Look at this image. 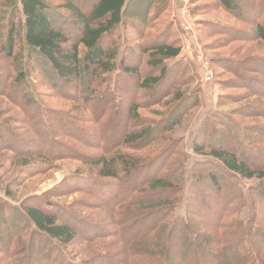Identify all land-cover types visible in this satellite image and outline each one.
I'll list each match as a JSON object with an SVG mask.
<instances>
[{"label": "trees", "instance_id": "trees-1", "mask_svg": "<svg viewBox=\"0 0 264 264\" xmlns=\"http://www.w3.org/2000/svg\"><path fill=\"white\" fill-rule=\"evenodd\" d=\"M82 1L83 7L76 0H63L69 13L64 24L61 13L45 0L0 3V53L8 61L0 94L11 91L9 99L16 106L26 104L25 122L35 136L25 146L24 139L14 137L19 140L13 143L16 162L33 169L37 161L53 166L55 160L69 158V149L55 141L69 133L85 144L97 143L101 151L84 161L88 172H76L63 183L68 192L97 200L94 214L69 211L52 202L50 194L35 195L19 206L0 202L6 264H264V127L254 135L235 116L234 123L223 121L225 129L204 121L192 137L193 150L209 159L193 164L189 177L181 140L147 159L124 151L165 134L171 142L168 133L200 100L190 92L198 74L192 73L190 59L179 58L182 44L171 23L157 37L144 40L146 30L132 17L141 13L146 22L151 12H145L147 6L152 9L157 3L161 8L150 16L158 20L171 0ZM218 3L231 13L245 11L242 15L253 19L254 26L248 35L264 44V0ZM218 26L211 25L210 31L220 32ZM257 62L264 70V54ZM39 69L60 92L70 89L83 95L73 114L53 116L49 107L32 112L39 106L31 86ZM256 83L264 88L263 81ZM169 94L157 118L143 112L153 113L152 107ZM247 114L253 115H242ZM84 120L94 124L90 134L79 128ZM5 130L0 122V138ZM242 180L258 181L249 195L239 188ZM186 192V212L178 215ZM5 194L15 197L8 188ZM246 202L249 214L241 219ZM144 215L152 220L136 229ZM116 217L119 223L113 230ZM114 234L123 246L96 250L91 260L77 261L69 249L79 235L95 240ZM248 239L252 247L244 245Z\"/></svg>", "mask_w": 264, "mask_h": 264}, {"label": "rangeland", "instance_id": "rangeland-1", "mask_svg": "<svg viewBox=\"0 0 264 264\" xmlns=\"http://www.w3.org/2000/svg\"><path fill=\"white\" fill-rule=\"evenodd\" d=\"M45 1L61 13L59 17L63 19V24L66 23L69 13L65 9L63 0ZM138 1L140 0L134 2ZM76 4L82 7L85 5L82 0H76ZM149 7L147 6L145 11H151L150 14L147 13L149 17L146 22L141 21V13L132 15L139 27L146 30L143 39L157 37L166 28L168 22L172 24L177 30L182 44L179 58L190 59L193 63L192 73L195 71L198 74V78L191 85L190 92L195 93L194 95L200 97V100L197 104L195 102L194 105L192 104L183 116L182 122L168 133L171 142H168V136L165 134L164 138L154 140L155 142L152 141L135 149H124V151L147 159L161 154L173 143L172 141L181 140L179 150L182 153L181 158L187 170V177H189L193 164H196L198 160L209 159L207 155H199L193 150L192 137L204 121L207 123L211 121V124L216 125L217 129H225L223 121L234 123L235 120L232 116H235L239 121L247 123L249 134L254 135L256 132L259 134L261 131L259 129L264 127V112L261 111L264 110V88H260L256 83L264 82L263 64L257 62V59L264 54V44L251 39L248 35L254 26L251 23L253 19L247 20L242 15L243 13L246 15L245 11L231 13L223 8L218 0H171L170 7L158 20L151 19L150 15L154 16L161 6L153 3L152 9ZM211 25L221 26L220 32L210 31ZM7 64L8 61L0 53V82L5 79ZM35 78L31 86L39 106L34 107L33 113H38L39 109L43 111L42 108L49 107L53 116L60 112L73 114L77 106L76 100L83 101L81 93L76 95L75 91L70 89H65V93L57 90L45 70H37ZM6 93V95L0 94V122L6 129L5 137L0 138V202L8 201L12 205L19 206L21 202L28 201L35 195L49 196L48 194H50L52 202L69 211H79L87 216L94 214L96 210L93 205L98 203L97 200L79 191L68 192L67 185L63 183L68 177H76V172H88L84 161L100 154L98 144L93 142L85 144L78 137L69 135L70 133L57 134L62 136L56 137L55 141L69 149V154L71 153L69 158H59L55 160L53 166L36 160L39 165L33 169L21 167L16 162L18 155L14 149L16 145L13 144L19 140L14 137H19L20 140L24 139L25 142H22V145L25 146L30 139H35V136L25 122L26 104L21 101L20 105L16 106L10 100L13 97V92L7 91ZM170 98V94L166 95L162 104L153 106V113L143 112L157 118V109L163 108V103ZM243 113H252L253 115L245 116L242 115ZM259 113L262 115L259 116ZM87 121H81L79 125L84 135L85 131L89 133L94 125ZM54 129L57 133L62 132L60 126L54 125ZM22 133L25 135L19 136ZM239 182H241L239 188L242 189L244 195H249L251 186L258 184L256 180ZM6 188L15 192L14 198L5 194ZM187 188L188 185L185 189L187 190ZM187 196L186 192L178 204L176 210L178 215H184L186 212ZM249 206V203L246 202V205L240 208L241 219L248 217ZM118 219L116 217L112 223L113 230L117 229ZM151 220V216H141L136 229H140ZM206 226L209 227V225ZM206 226L204 225L203 229ZM251 240L248 239L244 245L252 247ZM122 246L121 239L115 234L95 240H88L79 235L76 243L70 245L69 249L77 255V261H80L81 259L95 258L99 249H117ZM1 249L5 248H1L0 245V264H6L7 258Z\"/></svg>", "mask_w": 264, "mask_h": 264}, {"label": "built area", "instance_id": "built-area-1", "mask_svg": "<svg viewBox=\"0 0 264 264\" xmlns=\"http://www.w3.org/2000/svg\"><path fill=\"white\" fill-rule=\"evenodd\" d=\"M211 76V75H210ZM212 77V76H211Z\"/></svg>", "mask_w": 264, "mask_h": 264}]
</instances>
